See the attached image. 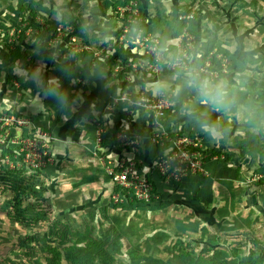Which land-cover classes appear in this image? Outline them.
I'll return each instance as SVG.
<instances>
[{"label":"rangeland","instance_id":"1","mask_svg":"<svg viewBox=\"0 0 264 264\" xmlns=\"http://www.w3.org/2000/svg\"><path fill=\"white\" fill-rule=\"evenodd\" d=\"M49 3L58 6L62 15H54ZM156 17L164 31L152 25ZM175 30L181 32L173 41ZM153 47L162 53L159 61L153 58ZM10 51H20L18 62L9 57L3 59ZM42 58L48 65L37 66L42 74L40 80L43 75H47L46 80L58 77L61 69L69 67L65 62L69 59L85 64L87 72L90 64L92 69L100 66L102 75L116 83L110 91L116 92L119 82L126 81L142 86L149 94L171 93L172 123L180 116L184 123L190 121L188 107L197 103L191 91L177 86L178 62L225 76L236 101L232 111L243 106L247 118L212 112L209 120V114L198 103L196 114L201 118L202 113H207L203 116L211 127L212 155H222L231 165H236L232 159L234 146L249 137L252 141L257 139L253 131L240 128L244 133L237 144L228 142L224 153L214 150L217 141L212 143L213 137L230 141L234 136L228 128L215 134L220 130L221 116L225 117V124H221L225 127L236 126L235 122L247 127L264 126V0H0V77L5 76V89L12 92L11 97L19 99L21 91L37 82L27 69L34 67L32 63L45 64ZM15 62L19 64L18 74L13 70ZM155 62L160 72L153 70ZM117 64L122 68L115 71ZM58 78L62 84L61 76ZM79 78L71 80L74 86ZM10 103L11 106L0 107V113L29 118ZM17 132L25 135L28 130ZM57 142L53 141L54 160L49 170L39 172L11 169L2 160L5 151L0 150V264H46L49 259L43 255H50L47 244L36 240L59 217L87 225L95 237L105 242L106 253L95 264H250L254 247L264 251V202L262 207L256 203V212L246 206L250 195H254L249 194V186L264 180L250 185L246 182L247 188L240 193L231 179L218 177V160L212 159L208 164L212 193L208 204L201 186L197 196H191L180 187L185 183L181 179L161 183L163 193L152 204L114 209L110 197H100L107 187L78 185L77 180L67 176L65 166L61 170L60 158H56ZM72 164L78 166L77 159ZM192 178H199V182L201 175L197 173ZM242 178L246 179L244 175ZM234 188L242 200L234 199ZM218 238L223 244L219 245ZM205 239L218 245L206 247ZM129 248L135 257L132 262ZM204 253L210 256L201 258ZM58 261L66 264L63 259Z\"/></svg>","mask_w":264,"mask_h":264},{"label":"built area","instance_id":"2","mask_svg":"<svg viewBox=\"0 0 264 264\" xmlns=\"http://www.w3.org/2000/svg\"><path fill=\"white\" fill-rule=\"evenodd\" d=\"M152 53L159 61L160 50L153 47ZM117 68L122 65L117 64L113 70ZM153 70L161 71L157 62ZM120 82L115 94H108L89 118L90 136L80 140L87 152L84 159L99 165L108 179L103 187L115 188L110 193L112 201L147 204L158 197L154 193L159 190L153 185L155 180L168 184L191 179L197 173L209 175L210 160L218 158L211 153L213 145L201 128L184 123L182 116L172 123L171 93L149 94L142 86ZM0 129V150L5 151L2 160L11 169L39 172L53 163L54 136L34 125L30 118L0 113ZM26 130L25 135L17 132ZM243 175L246 179H242V184L264 180V160L255 172Z\"/></svg>","mask_w":264,"mask_h":264},{"label":"crops","instance_id":"3","mask_svg":"<svg viewBox=\"0 0 264 264\" xmlns=\"http://www.w3.org/2000/svg\"><path fill=\"white\" fill-rule=\"evenodd\" d=\"M42 60L45 62V64L41 62L39 64L32 63L34 67H29V69H27L29 73L27 72L26 73L29 76L35 77L38 65H40L43 68H47L48 61L44 58H42ZM16 63L17 62H15V66H14L15 69L13 68V70H15V73L18 74L19 67L16 69V66H18L19 64H16ZM77 65L80 66L84 70V77L79 78V80H76V82L77 81L79 82L75 83L76 87L75 89H73L72 91L73 94L70 96L73 101V107L71 109V112H68V113L61 112L59 108L57 109L58 113L54 110H49L46 105L48 102L47 100L48 97H45L43 88L38 86L37 82L31 81L33 82L35 87L33 86V84L30 85V88L26 87L25 90L21 91V95H19L20 96L19 99L16 100V97H11L13 96L12 92L8 93L5 89V86H7L8 84L5 81V76L0 77L1 78L0 79V107L11 106L10 102L12 101V104L14 103V105H16V109L19 110L18 112H21L22 114H26L29 116L41 115V118H39L38 120H35L36 122L34 123L37 124L38 126L43 125L47 127L51 131L55 139L58 140L56 144L58 145L59 151L58 153H56V158H60V162L57 159L56 163L59 162L58 164L60 165L61 170H63L64 166H65V169L68 168L67 165L72 164L75 159H77L78 166L91 165L90 160L88 158H87V161L86 159H84V156L87 155V152H85L84 146L82 145L80 140H82L85 137L90 136L91 124H90L89 118L92 117L93 112L96 113V111H98L97 107L102 106L103 101L109 94L110 89L114 90L116 86V83H114V81L102 75V72H101L102 68L100 66L92 69L91 64H90L89 72H87L86 70L87 67L85 64L77 63ZM12 73L15 74L14 72ZM40 76H42V74L39 75V78ZM43 76L44 77L41 80L40 79L39 80L41 81V83L46 85L47 80L45 77L47 75H43ZM18 80L19 79H17V81ZM150 87H153V84H151ZM38 94H39L41 103L36 102V97ZM3 97L6 98L7 100L4 101ZM190 112H191V115L189 114V116L187 117L190 120L188 122L192 123L197 128L202 129L201 124L203 122H208L207 117H205L206 119L204 118V116H207V115H204V114H207L206 111L205 113L201 114V118H199V116L196 114V113H199V111H189V113ZM224 118H225L224 115H222L221 119H219L220 125L218 128L220 130H217L215 134L220 135L222 134V132H225L226 128H228L229 130L228 132L230 134H233L234 136L232 137L230 141H227V139H223L221 141L217 140L219 136L213 137L214 140H212V143L214 141H217L216 143L217 149L215 150H220V151L224 150L228 142L233 141V143L237 144L238 139H240L239 137L236 138L235 136L237 129H240L242 126L240 125V122H235L234 124L236 126L228 125V127H225L221 125V124H225L223 123ZM255 127L258 128V126H255ZM230 129H234V131ZM251 129H254V128H251ZM202 130L204 133L207 134L209 138V142L211 143V127L209 130H204V129ZM245 140H247L245 142H249V144L254 143V141H252V138L250 137ZM238 143L241 144V142H238ZM237 146L239 145L234 146V155H233L234 158H232L234 159V164L236 163L235 166L237 167V170L234 172V169H233V173H231L232 175L229 176L228 169L231 164H229V162L227 164L225 157H223L222 155L218 156V158L216 159L218 160L216 167L218 166V171H219L217 173L218 177L221 176L222 180L231 179L235 183V185L239 186L238 189L240 192V191H243L245 188H247L245 186V183L244 184L241 183L243 179L242 175L247 174V171L249 168L248 166L253 163L255 164L257 162L258 156L255 159H252L249 156H245L244 154L240 155V152L238 151L239 147ZM224 165L226 166L225 168L227 169L226 170L227 173L224 172L222 175L220 172L223 171ZM210 167L211 165H209V169ZM238 169L240 170V172ZM254 170H257V165ZM212 174H215V173H211V175ZM202 178H203L202 179V189L204 190V193H206V195H204V198L207 199L208 201L209 200L211 201L212 193L210 194V181H211L210 171H209V175L203 176ZM198 179L199 178L196 179L197 183L195 180H193V178H191L192 181H188V182H191L193 185L196 184L195 186H193V187H196L199 184ZM91 184L92 185L94 184L95 188L100 187L99 183L94 182ZM249 185H250V182H249ZM239 192L235 191V188H234V193H235L234 199L237 201L239 198L240 200H242V196L241 197L236 196L237 194H239ZM253 194L254 195H250L249 202H246V206L248 205L250 207L249 209L250 212L259 211L257 204H261V207H262V202H264V198H262L264 196L261 194V192L260 193L254 192ZM101 196H102V193L100 194V197ZM218 239L220 240V238ZM203 242L206 244V247H209V246L213 247V246L218 245V243H216L215 241L211 242L210 239H205V241ZM221 244H223V240L222 241L220 240L219 245ZM206 249L210 250L209 248H206ZM205 256H210V255H207V253H204L203 256H201V258H205Z\"/></svg>","mask_w":264,"mask_h":264},{"label":"trees","instance_id":"4","mask_svg":"<svg viewBox=\"0 0 264 264\" xmlns=\"http://www.w3.org/2000/svg\"><path fill=\"white\" fill-rule=\"evenodd\" d=\"M152 25L155 27H158L161 31L163 27L162 24H159L158 21V17L154 18ZM180 30H175V32L171 35L172 39L174 41V39L177 37V35L180 33ZM171 48L174 51V46L171 45ZM7 57H9V59L11 61H19L20 60V51L19 52H9V55L7 53H5L3 55V59L7 60ZM68 64V68L64 69L66 71H68L71 76H66L64 71H62L59 75L61 76V80L62 81V88L66 89L70 96L73 94V89H75L76 86H74L72 84V79L75 78H82L84 77V70L77 65L76 62H72L69 59H66L65 61ZM164 67V64H163ZM62 70V69H61ZM69 84V86L64 87V84ZM73 85V87H72ZM112 92V94H115L114 91H110ZM109 92V93H110ZM177 98L180 100L179 95H177ZM48 102H47V107L49 110H54V111H58V106L56 104V101L54 98L52 97H48L47 98ZM105 102V100L103 101ZM179 106V104H178ZM198 105L196 103V105L194 106L193 104L191 105V108L188 107V111H199L198 109ZM58 113V112H57ZM202 113V112H201ZM30 120L32 123L36 122L35 120H38L39 118H41V115H33V116H29ZM120 121L116 122V125H119ZM37 125V124H36ZM255 126H258L255 127ZM42 128H45V126H39ZM264 126H259V125H254L252 126L251 124L247 127V126H241V128H246L249 129L251 131H253L255 133V137L257 139V142L254 141V143H250L249 142H244L241 141V144L238 143L239 147L238 151L240 152V155L244 154L245 156H249L252 159H255L257 156V162L254 164L249 165L248 167V171L247 174H251L253 172H255V168L256 165L258 164L259 161H263L264 160ZM254 128V129H251ZM48 131H50L47 128ZM242 130L240 129L239 131H237L235 133L236 138L240 137L244 132H241ZM51 132V131H50ZM204 133V132H203ZM53 135V134H52ZM253 144V145H252ZM253 146V147H251ZM243 157V156H241ZM228 164V162H227ZM68 166V165H67ZM78 166H71L67 168V176L70 179H74L77 180L76 183L78 185L81 184H90V183H99L100 187H103V184L105 182H108L107 177L105 176L102 168L99 165H89V166H82V167H78ZM233 169L234 172L237 170V167L235 165H230L229 169H228V175L231 176L233 173ZM47 170V169H46ZM254 170V171H252ZM202 176H201V181H202ZM188 180L192 181L191 179H185V183H181L182 185L180 187H184L185 192L187 194H191V196H194L196 194H198L200 188L198 186L193 187L195 185H193L191 182H188ZM187 181V182H186ZM197 183V180H195ZM200 182V181H199ZM161 181L160 180H155V182H153V185L155 187H158V189H161ZM170 184V183H168ZM179 188V187H178ZM177 188V190H178ZM115 188L108 186L105 190L104 193H102V195H107L108 197H110V193L114 190ZM251 189V190H250ZM201 192L203 193L204 190L202 189ZM242 192V191H241ZM240 192V193H241ZM248 192L249 194H253L254 192H258L261 194H264V182H259V183H255L249 186L248 188ZM154 193L158 194V197L153 198L152 201L150 202L151 204L154 203L156 200H158L159 197H161V193H163L162 189L161 190H157L154 191ZM233 194L234 191H233ZM197 196V195H196ZM204 198V196H202ZM235 198V195H234ZM109 201L111 203V206L115 209H119V208H126L129 207L130 204H137L139 205V203H136L134 201H129V202H113L111 198H109ZM210 201V200H209ZM207 199H205V203L208 204L209 202ZM141 204V203H140ZM150 204V205H151ZM149 205V204H148ZM42 237H38L39 239H37V242H43L46 243V248L47 251L50 255H43L44 259H49V261H46V264H60L59 263V259H63L65 260L66 264H95L96 262L100 261L103 257V253H106V244L103 240L98 239L97 237H95V235L93 234L92 230L85 224L82 223H75L73 219H68V218H55L53 219L50 224L47 227V231L46 233H41ZM49 239V240H48ZM75 242V243H74ZM256 242H254V246H256ZM253 246V247H254ZM45 250H41V253H43ZM60 251V253H59ZM53 252V253H51ZM62 252V254H61ZM62 255V256H61ZM250 256L252 257V262L250 264H264V251L263 249L260 247L256 248L254 247V249L251 250V254ZM128 257L129 260L132 262L134 255L131 254V248L128 249ZM38 260V259H36ZM62 261V260H60ZM38 264V263H35ZM43 264V263H42ZM150 264V263H148ZM249 264V263H248Z\"/></svg>","mask_w":264,"mask_h":264},{"label":"clouds","instance_id":"5","mask_svg":"<svg viewBox=\"0 0 264 264\" xmlns=\"http://www.w3.org/2000/svg\"><path fill=\"white\" fill-rule=\"evenodd\" d=\"M49 8L54 15H62L58 6H53L49 3ZM62 71H64L66 76H71L68 71L64 69ZM177 71V86L181 90L187 89L194 94L197 103L202 105L209 114V120L212 112L231 113L238 117L247 118L243 106L238 108L236 112L232 111L236 107V101L232 93V86L225 76L215 72H201L191 63L184 64L182 62L177 63ZM36 72L37 75L34 79L37 80L38 86L43 88L45 97L54 98L61 112H71L73 101L69 92L62 88L60 79L51 77L45 85L39 80L40 68H37ZM36 102L41 103L39 94L36 97ZM201 127L204 130L210 129L208 122H203Z\"/></svg>","mask_w":264,"mask_h":264}]
</instances>
